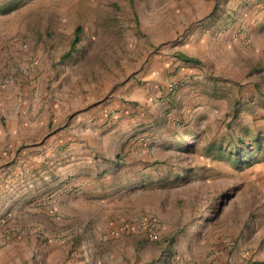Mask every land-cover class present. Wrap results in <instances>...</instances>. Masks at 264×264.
<instances>
[{"label": "rangeland", "instance_id": "1", "mask_svg": "<svg viewBox=\"0 0 264 264\" xmlns=\"http://www.w3.org/2000/svg\"><path fill=\"white\" fill-rule=\"evenodd\" d=\"M182 1L0 0V264L82 260L55 209L66 191L45 177L51 152L70 142L53 149L51 132L79 115L114 128L135 109L129 86L148 85L141 70L161 46V3ZM222 1L238 55L201 88L211 93L198 101L204 109L192 111L189 93L172 98L195 71L188 63L147 86V112L119 129L116 157L132 170L110 193L131 214L120 233L141 218L161 224L158 240L134 229L149 264H264V0ZM182 16L186 28L193 15ZM31 146L41 149L27 159Z\"/></svg>", "mask_w": 264, "mask_h": 264}, {"label": "crops", "instance_id": "2", "mask_svg": "<svg viewBox=\"0 0 264 264\" xmlns=\"http://www.w3.org/2000/svg\"><path fill=\"white\" fill-rule=\"evenodd\" d=\"M223 4L222 0L182 1L180 6L175 2L161 3V46L150 50L148 62L141 70L142 75L148 79V88L160 84L162 87L172 69L182 72L191 68L186 66L189 63L195 66L192 67L195 71L190 72V78L181 84L172 98L181 101L189 93L191 98L186 103L194 105L192 111L198 113L204 109L198 106V101L209 92L201 88H214L209 77L214 76V72L232 67L234 64L227 58L238 55L239 45L236 38H233L235 34L228 27V18L222 11ZM182 15H193L186 28L182 27L181 21L185 19ZM132 84L129 93L133 100H138L135 102L136 108L127 110L125 114L122 110L120 121L109 123L117 122L114 128L111 125L98 128L90 124L89 116L79 115L71 121L70 116L64 128L51 132L50 137L55 143L53 149L61 140L70 141L65 151L59 154L51 152V166L45 177L62 183V189L66 191L62 192L58 188L62 194L57 197L55 209L63 215L64 227L61 229L67 234L66 240H71L68 244L75 243L80 247L82 260L74 257L78 264H149L148 260H151L148 249L143 247L146 242L136 234V224L130 229L126 227L130 222L126 226L123 223L127 233L119 232V225L129 219L131 214L117 207L110 193L125 183L132 170V165H125L124 158L116 157L125 142L119 129L122 124L136 119L140 113L147 112L143 106L147 86L143 81L141 87ZM108 108L103 105L99 111L106 112ZM133 110L138 114L130 115L129 112ZM40 149V146H31L24 151L26 158L34 157L33 153ZM120 167L122 170L114 178L110 171ZM102 171L105 173L100 176ZM99 178L101 181L96 180ZM137 242L140 248L135 252ZM51 253L48 252L47 256H52Z\"/></svg>", "mask_w": 264, "mask_h": 264}, {"label": "built area", "instance_id": "3", "mask_svg": "<svg viewBox=\"0 0 264 264\" xmlns=\"http://www.w3.org/2000/svg\"><path fill=\"white\" fill-rule=\"evenodd\" d=\"M178 82L170 79L167 83V88L171 91L176 89ZM136 230L144 234L147 238L158 240L161 235V224L156 219L141 218L136 223Z\"/></svg>", "mask_w": 264, "mask_h": 264}, {"label": "trees", "instance_id": "4", "mask_svg": "<svg viewBox=\"0 0 264 264\" xmlns=\"http://www.w3.org/2000/svg\"><path fill=\"white\" fill-rule=\"evenodd\" d=\"M244 160H245V158H244V156H242V157H241V161H244Z\"/></svg>", "mask_w": 264, "mask_h": 264}]
</instances>
